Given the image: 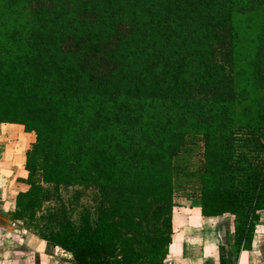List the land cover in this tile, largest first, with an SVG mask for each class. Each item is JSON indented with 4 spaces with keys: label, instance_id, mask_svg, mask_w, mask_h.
Segmentation results:
<instances>
[{
    "label": "trees",
    "instance_id": "16d2710c",
    "mask_svg": "<svg viewBox=\"0 0 264 264\" xmlns=\"http://www.w3.org/2000/svg\"><path fill=\"white\" fill-rule=\"evenodd\" d=\"M19 5L24 20L6 18ZM236 15L264 47V0H2L0 124L34 134L8 217L70 252L63 262L165 264L175 160L192 135L202 216L231 217L228 258L250 249L264 93L237 88Z\"/></svg>",
    "mask_w": 264,
    "mask_h": 264
},
{
    "label": "crops",
    "instance_id": "0c3cea01",
    "mask_svg": "<svg viewBox=\"0 0 264 264\" xmlns=\"http://www.w3.org/2000/svg\"><path fill=\"white\" fill-rule=\"evenodd\" d=\"M0 160L8 167L4 175L9 178L11 185L10 189L0 185V264H62L63 260L69 261L72 258L70 252H64L57 247L49 250L45 241L8 217L7 214L15 207L16 193L27 188L26 170L24 164L17 169L11 162ZM175 206L172 226L174 225L173 233L179 234L172 236L165 264H264V210L256 223L251 248L241 249L235 259L233 254L228 258L226 253V243L231 241V225L220 224V228L222 225L226 226L225 237L221 236L220 231L218 236H212L213 229L219 226V222L214 225L215 219L219 217H203L198 204L197 208L190 211L191 207L181 211L176 210ZM178 211L181 214L186 213L180 216L183 221L179 226L175 224ZM226 218L231 224V217ZM199 232L201 236L198 235Z\"/></svg>",
    "mask_w": 264,
    "mask_h": 264
},
{
    "label": "rangeland",
    "instance_id": "374dc122",
    "mask_svg": "<svg viewBox=\"0 0 264 264\" xmlns=\"http://www.w3.org/2000/svg\"><path fill=\"white\" fill-rule=\"evenodd\" d=\"M1 5L2 0H0V8ZM25 14V6L19 5L12 11H8L6 18H16L18 21H23ZM243 17L244 16L242 15L235 16L236 26L240 34L235 54V81L237 88H243L246 90L249 99H253L254 97L261 96L264 93V47H260L254 41V24H252V22L248 24L246 19H243ZM251 62H260L257 65V69L259 71L258 81L253 79L252 67L250 65ZM244 103H249V101ZM0 136L2 137H0V159L11 162L17 169L21 168L24 164L25 150L29 146V143L34 140V134L25 132L23 130V126L20 125H0ZM201 151L202 147L199 139L189 135L182 152L175 160L176 170L174 176V201L176 210L181 209V211H183L184 208L188 210L191 207L189 209L190 211L197 208L196 205L199 203L198 194L200 183L199 179L194 176L192 172L195 171L199 164ZM7 168L8 167L5 162L0 160V170H2L0 185L3 187L7 186V189H10V180L6 175H4ZM72 192L73 191L69 188L67 191L63 190L62 194L64 197H68L72 194ZM182 214L178 211V215L175 216L178 220H176L175 224L178 226L180 225V222L182 223L183 221L182 218H180ZM226 216L229 215H224L215 219L214 225L219 222V226H216L217 228H215V230L213 229L212 236L219 235L220 224L224 223L226 225H231L230 236L232 239V220H230V224L229 219L227 220ZM178 234L179 233L176 232L175 235L177 236ZM198 235L201 236V233L199 232ZM47 247L49 250L53 249L52 247Z\"/></svg>",
    "mask_w": 264,
    "mask_h": 264
},
{
    "label": "water",
    "instance_id": "95a60500",
    "mask_svg": "<svg viewBox=\"0 0 264 264\" xmlns=\"http://www.w3.org/2000/svg\"><path fill=\"white\" fill-rule=\"evenodd\" d=\"M220 234L221 236L225 237L226 236V226L222 225L220 228ZM62 264H72L70 262L64 261Z\"/></svg>",
    "mask_w": 264,
    "mask_h": 264
},
{
    "label": "bare ground",
    "instance_id": "6f19581e",
    "mask_svg": "<svg viewBox=\"0 0 264 264\" xmlns=\"http://www.w3.org/2000/svg\"><path fill=\"white\" fill-rule=\"evenodd\" d=\"M178 221V220H177ZM184 226V225H183ZM182 227V226H181Z\"/></svg>",
    "mask_w": 264,
    "mask_h": 264
}]
</instances>
